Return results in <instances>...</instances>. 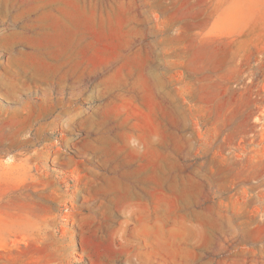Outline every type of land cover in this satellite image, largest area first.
<instances>
[{"label":"rangeland","instance_id":"374dc122","mask_svg":"<svg viewBox=\"0 0 264 264\" xmlns=\"http://www.w3.org/2000/svg\"><path fill=\"white\" fill-rule=\"evenodd\" d=\"M0 264H264V0H0Z\"/></svg>","mask_w":264,"mask_h":264},{"label":"clouds","instance_id":"9594fccd","mask_svg":"<svg viewBox=\"0 0 264 264\" xmlns=\"http://www.w3.org/2000/svg\"><path fill=\"white\" fill-rule=\"evenodd\" d=\"M136 142L135 141H132V144L134 145Z\"/></svg>","mask_w":264,"mask_h":264}]
</instances>
